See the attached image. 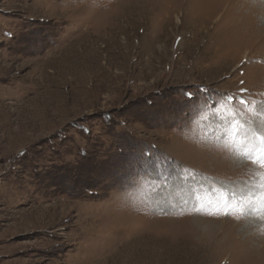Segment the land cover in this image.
Here are the masks:
<instances>
[{
  "label": "rangeland",
  "instance_id": "374dc122",
  "mask_svg": "<svg viewBox=\"0 0 264 264\" xmlns=\"http://www.w3.org/2000/svg\"><path fill=\"white\" fill-rule=\"evenodd\" d=\"M242 90L264 0H0V264H264V192L208 214L262 171L202 120Z\"/></svg>",
  "mask_w": 264,
  "mask_h": 264
},
{
  "label": "snow or ice",
  "instance_id": "6c2138e0",
  "mask_svg": "<svg viewBox=\"0 0 264 264\" xmlns=\"http://www.w3.org/2000/svg\"><path fill=\"white\" fill-rule=\"evenodd\" d=\"M245 92L246 90H242L239 97L225 95L220 100L203 106L202 120L210 119L207 112L211 110L223 128L225 147L232 152L233 156L241 161L251 162L262 171L253 173V179L242 182L239 188L233 184L221 185L220 190L210 189L212 196L219 197L223 208L210 212L209 215L231 216L233 213L229 209L234 203L237 208L242 209L243 215L245 214L244 202L248 200L249 195L257 189L264 192V131H261L257 124V121L264 117V111H261L264 109V104L258 105L255 101L247 100ZM252 200H255L254 195ZM260 214L264 216V200L260 204Z\"/></svg>",
  "mask_w": 264,
  "mask_h": 264
},
{
  "label": "bare ground",
  "instance_id": "6f19581e",
  "mask_svg": "<svg viewBox=\"0 0 264 264\" xmlns=\"http://www.w3.org/2000/svg\"><path fill=\"white\" fill-rule=\"evenodd\" d=\"M262 220H264V218H262Z\"/></svg>",
  "mask_w": 264,
  "mask_h": 264
}]
</instances>
